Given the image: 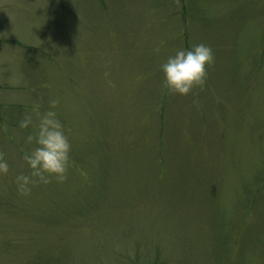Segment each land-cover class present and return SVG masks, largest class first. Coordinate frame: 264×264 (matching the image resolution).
<instances>
[{"label":"rangeland","instance_id":"obj_1","mask_svg":"<svg viewBox=\"0 0 264 264\" xmlns=\"http://www.w3.org/2000/svg\"><path fill=\"white\" fill-rule=\"evenodd\" d=\"M204 43L203 86L160 64ZM54 110L63 182L28 174ZM0 264H264V0H0Z\"/></svg>","mask_w":264,"mask_h":264},{"label":"clouds","instance_id":"obj_2","mask_svg":"<svg viewBox=\"0 0 264 264\" xmlns=\"http://www.w3.org/2000/svg\"><path fill=\"white\" fill-rule=\"evenodd\" d=\"M213 52L204 43L194 44L188 48H180L169 55L160 64L164 76L165 87L180 95L188 94L194 87L203 86L206 78V67L213 62ZM56 101L50 102L49 109L41 112L35 105L33 112L37 120L33 122L31 115H26L19 122V127L32 131L26 136V143L32 144L30 151L24 154V160L30 170L28 174H19L15 178L17 190L27 194L30 185L48 183L51 179L63 182L70 166L71 144L64 125L57 116ZM8 172V164L0 158V174Z\"/></svg>","mask_w":264,"mask_h":264}]
</instances>
